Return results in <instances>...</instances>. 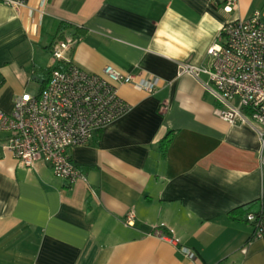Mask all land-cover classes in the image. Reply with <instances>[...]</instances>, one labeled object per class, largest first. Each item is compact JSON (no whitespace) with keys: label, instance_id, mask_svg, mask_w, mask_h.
<instances>
[{"label":"crops","instance_id":"1","mask_svg":"<svg viewBox=\"0 0 264 264\" xmlns=\"http://www.w3.org/2000/svg\"><path fill=\"white\" fill-rule=\"evenodd\" d=\"M254 1L237 0L231 13L216 0L0 3L5 112L32 93L43 69L61 62L51 52L58 40L73 43L65 57L88 72L112 65L158 79L152 93L118 85L130 109L67 150L83 176L73 183L43 161L18 165L0 132V264H264V241L246 220L261 193L255 127L217 117L206 75L180 70L184 63L209 68L207 49L220 42L222 26L252 16ZM159 224L179 242L151 234Z\"/></svg>","mask_w":264,"mask_h":264},{"label":"built area","instance_id":"2","mask_svg":"<svg viewBox=\"0 0 264 264\" xmlns=\"http://www.w3.org/2000/svg\"><path fill=\"white\" fill-rule=\"evenodd\" d=\"M44 4L46 0H40ZM231 13L237 0H216ZM20 8L27 0H0ZM71 41H56L52 57L63 62L64 69L53 70L38 93H22L13 101L9 112L0 109V132H5L3 147L18 165L34 167L38 161L47 163L53 174L73 183L82 172L69 159L67 150L85 145L95 132L104 128L129 109L118 94L119 84H131L146 93L158 86L156 77L136 76L112 65L101 72H88L69 61L64 52ZM212 59L209 68L189 63L180 70L194 78L205 74L204 90L218 100L214 114L230 125L251 124L260 141L261 193L257 212H248L246 220L254 227V238L264 241V20L259 12L247 19L227 21L220 30V42L207 49ZM134 214L126 215L125 223H133ZM159 224L151 234L178 243V239L161 231ZM172 231L170 230V233ZM189 255V249L182 247Z\"/></svg>","mask_w":264,"mask_h":264},{"label":"trees","instance_id":"3","mask_svg":"<svg viewBox=\"0 0 264 264\" xmlns=\"http://www.w3.org/2000/svg\"><path fill=\"white\" fill-rule=\"evenodd\" d=\"M59 27H62L61 29H65V28H68V27H72L71 24L69 23H60V26ZM58 41H63V40H58ZM65 68V65L62 63V62H57L55 63L51 68H46V69H43L41 71L42 75L45 74L47 75V78L49 77L50 73L53 71V70H56V69H64ZM47 82V79L44 80V83H43V86L45 85V83ZM169 142V138L168 136H165L162 140H161V144H160V147L162 148V152H164L167 144ZM240 213L243 214V213H247L248 212V209H247V206H242L240 208ZM237 210V209H235ZM234 211V210H233Z\"/></svg>","mask_w":264,"mask_h":264},{"label":"rangeland","instance_id":"4","mask_svg":"<svg viewBox=\"0 0 264 264\" xmlns=\"http://www.w3.org/2000/svg\"><path fill=\"white\" fill-rule=\"evenodd\" d=\"M259 4H261V6ZM250 8H251V5H250L249 9ZM252 8H254L253 12H259L261 19L264 20V0H255L252 3ZM46 79H47V75H45V74H43L42 78L39 79L42 81H39L37 79H33L31 81L32 87L29 89V91H32V93H34V94L38 93L39 90L43 87L44 80H46Z\"/></svg>","mask_w":264,"mask_h":264}]
</instances>
